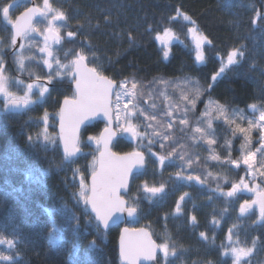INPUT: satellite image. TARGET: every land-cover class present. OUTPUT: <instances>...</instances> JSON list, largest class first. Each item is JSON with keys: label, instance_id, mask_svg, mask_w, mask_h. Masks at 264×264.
<instances>
[{"label": "trees", "instance_id": "1", "mask_svg": "<svg viewBox=\"0 0 264 264\" xmlns=\"http://www.w3.org/2000/svg\"><path fill=\"white\" fill-rule=\"evenodd\" d=\"M13 1L0 0V6ZM50 4L66 17L62 25L64 42L54 49L55 58L67 64L83 54L87 64L95 67L99 74L131 89L135 83L133 101L143 113L138 116L142 128H146L147 123L151 127L154 124L146 119V112L154 117L146 110V101L157 102L156 107L166 113L167 100H194L201 94L204 101L197 105V113L206 100L225 107L229 113L251 110L252 104L257 105L255 112L264 110V0H50ZM24 5L15 7L13 16L20 14ZM178 13L189 16L195 24ZM193 27L198 32L189 31ZM168 30L172 38L167 40L166 46L161 45L156 37L165 38ZM68 32L76 35L69 37ZM193 35L205 36L211 41L201 46L204 55L201 63L197 61ZM38 40L34 43V52L32 49L25 52L23 74L30 78H48L51 74L55 90L43 98L36 96L28 109L20 113L6 112L0 102V234L19 241L16 264H121L118 257L120 228L104 232L78 200L80 174L88 185L93 157L97 158L99 152L88 137H99L104 125L96 123L83 131L77 159L68 160L64 156L56 132L58 114L62 101L74 97V91L67 73L54 67L49 70L43 63L44 57L38 50L42 48L41 40ZM0 41L3 55V49L11 45L10 32L2 18ZM234 48L244 51V57L239 63L227 66L225 72L212 81V76L219 72L222 62L226 64ZM176 85L179 88L176 89ZM45 113L49 117L50 140L54 143L37 137L45 127L42 120ZM158 117L161 119L153 120L159 129H150L168 134L169 139L162 141L163 148L158 139L157 146L143 149L124 137H119L113 145V150L119 154L141 150L147 155L146 169L133 177L126 197L129 206H135L139 214L137 221L129 224L147 226L159 244L167 241L170 247H175L177 255L169 258L170 264H231V257L223 256L221 248L222 244L229 246V229H232L233 244L238 241V246L252 247V242L256 241L252 255L244 264H264V222H257L258 207L254 206L245 216L239 213L240 204L255 199V193L245 190L235 197L221 194L241 180L240 171L222 162L225 158L240 160L241 157L231 128L215 122L209 129L203 117L195 118L191 112L174 113L172 118L177 122L188 120L187 125L178 124L179 128L173 120ZM170 121L174 131L168 128ZM197 126L204 128L216 144L209 146L201 138L202 144L197 143L198 136L192 133ZM216 128L225 131L222 139L216 137ZM149 147L157 156L175 149L173 156L183 154V162L198 160L194 165L208 166L210 188L181 183L176 173L182 170L172 164L173 159L166 160L161 167L148 151ZM210 148L220 156L217 163L208 160ZM194 165L187 168L198 175ZM220 167L224 173L219 172L221 176L215 178L214 174L218 173L215 169ZM76 169L80 174L74 179ZM215 179H226L227 184L217 190ZM145 183L149 186L164 184L165 190L149 198L150 194L143 191ZM184 193L188 195L180 202L181 212L177 213L176 204ZM45 208L63 210L57 214V220L52 221L44 212ZM192 216L196 217L195 224ZM214 220L217 223L213 224ZM53 225L71 238L60 248H55L51 242ZM201 232L206 233L207 240L200 237ZM75 235L78 242L73 239ZM92 242L97 247H91ZM4 250L0 246V251Z\"/></svg>", "mask_w": 264, "mask_h": 264}, {"label": "snow or ice", "instance_id": "2", "mask_svg": "<svg viewBox=\"0 0 264 264\" xmlns=\"http://www.w3.org/2000/svg\"><path fill=\"white\" fill-rule=\"evenodd\" d=\"M13 5L11 3H5L3 6H0V18L10 26L11 28V38L10 45L15 48L17 38L26 39L27 36L33 32L39 33V28L33 24V19L36 16H40L43 19L48 21L47 27L45 28L44 35V47L40 49L41 52L46 53L49 57L53 55L50 50L49 41H53L56 44L61 42V35L59 27L54 25L55 21H64L66 19L65 14L62 11L54 9L50 4L49 0H43L42 7H30L27 8L21 15L13 17L11 13ZM51 14V15H50ZM183 16V19L190 21L195 24L194 21H191V18L183 13H178ZM175 19V17H173ZM189 31L196 33L198 29L195 27L191 28ZM69 37H74L76 33L68 32ZM170 30L165 31V37H171ZM157 40H160L161 43L167 44L168 41L160 37H156ZM204 43H211L207 40L205 36H199L196 39V48H197V60L203 61L204 55L201 51V46ZM23 48V45H21ZM165 58L168 57V52H164ZM244 57V51L239 48H234L227 56L226 64L222 62L219 72L212 76V81H216L222 73L225 72L227 66L235 65L239 63V60ZM86 56L80 54L75 60L72 61L74 77H75V86H76V95L72 99H65V107L61 110L60 113V127L61 132L65 133L66 124L68 126L69 132L66 135H62L60 139L64 144V154L66 157L75 156L80 152L78 146V132L82 124L87 121L95 120L97 117H102L107 123L105 124L103 133L99 137L89 136L88 139L91 142H94L99 151V158L93 157L92 172H91V186L89 187L85 183V177L80 174V170L76 169L73 178L80 174L79 179V193L78 200L82 201L83 204L87 207H91V211L95 213V219L99 224L103 225L104 229L109 227V222L113 223L116 220H119V216L116 214L127 213L128 217H134L137 213V208L135 206H128L127 201L121 195V190L125 192L128 191L129 187V177L132 175L134 168H143L145 165V156L143 152L136 151L128 154L127 156H118L116 153L111 152L110 145L113 139L117 134H126L130 136L133 140L137 138H142L147 133H141L138 128L139 125L134 123L130 117L133 113L130 111L128 113L121 112L120 109V100L122 95H130L134 98L133 92H120L117 91L116 95V104L113 106L111 96L113 94V81L107 79L106 77L99 74L98 70L95 67L88 68L83 64ZM19 68L23 70L25 68L24 60L25 57L21 54L17 56ZM43 63L49 68H52V64L49 60L45 59ZM60 62L57 60V64ZM67 67V66H65ZM7 76L5 75V68L3 57L0 55V96L4 97V107L7 110L11 108H20L27 107L30 103H33L31 100V94L34 88L39 89V96L41 98L45 97L46 93H49V88L45 87L43 84L39 83L40 77L37 76L35 83H28L24 90L23 96H17L11 93L7 87ZM52 75L48 76V83H52ZM18 83H23V81H18ZM137 85L132 84V88L135 89ZM120 88H124V85L121 84ZM187 99V97H184ZM131 103V101H129ZM195 104V101H193ZM128 103H125L123 107L128 108ZM253 112L257 110V105H250ZM115 113V116H114ZM143 115V113H141ZM171 115V113H168ZM223 117L225 124H236V121L230 118L223 106L219 107V116L217 118ZM48 114L42 117L45 127L41 133H37V137H43L45 142L54 143L53 140H50L48 133ZM146 119H155V117H146ZM244 119V117H241ZM123 121V122H122ZM115 122L116 130L113 129L112 125ZM180 123L183 125L188 124L187 119H181ZM147 127H151L149 124ZM172 125L169 124L168 128H171ZM207 127L212 128V123L209 122ZM256 130L259 131V141L260 145L255 151H247L244 149L252 143L251 133ZM195 134H199V137L204 140V142L212 146L216 144V140L205 133V130L199 126L193 129ZM239 133L243 136L244 143L240 145L242 151V158L240 160H226L225 163H231L234 167L239 168L241 163L247 166L249 174L255 178L256 171L254 167L257 163L256 157L257 153H260L264 157V110L260 111L258 118L248 119L247 127L240 126L239 124L233 129V134ZM152 136L160 137L162 140H168V135H162L159 131L153 130ZM195 139V137H194ZM29 142L32 141V137H28ZM156 141L152 138L148 139V144L151 145ZM162 148L164 145L161 143ZM229 147L231 145L229 144ZM148 151L152 156H155L161 167L164 166L165 161L169 160L173 155H175V149L169 152L167 155H159L151 151V147L148 148ZM210 159L214 161H219L220 156L215 154L214 151L210 148ZM180 160H185L183 154L179 156ZM187 167H191L192 161L189 159L185 161ZM183 167V166H182ZM260 176L264 177V163L260 165ZM211 175V173H209ZM177 179L184 180L188 183L195 182L197 184H203L204 181L201 180L200 176L193 174H184L182 171L176 173ZM227 182V180H225ZM219 188V185H218ZM259 186L255 188H250L249 185L241 179L239 183H233L231 190L221 192L222 195L226 197H235L237 193L241 191L254 192L256 198L248 201L245 200L244 203L239 206V213L241 216H245L250 213L254 206L258 207L259 217L258 223L264 222V191H258ZM165 190L164 184L159 186H149L147 183L143 185V191L147 194H150V197H156L158 194L163 193ZM188 193H184L180 196L179 201L176 204V212H181L180 202L184 201ZM116 217V220H113V217ZM192 223H196V217H191ZM217 223L215 220L213 224ZM55 231V229H53ZM129 233H139L140 235L136 238L129 236ZM200 237L207 240L208 236L205 232L200 233ZM53 242H55V237H52ZM229 241V246L221 245V248L224 249L222 252L223 256L231 257V264H244V261L252 255L253 249L255 248L256 241L252 242V247L238 246V241L236 244H233L232 240V229H229V234L227 237ZM18 243L19 241L15 238H9L4 234H0V246L4 247V251H0V264H16V261L19 259L18 252ZM157 251L161 252L162 258L158 264H170V257H175L177 255L175 247H170L169 243L166 241L162 244H156L153 242L148 234L144 232L143 229H124V234L120 238V258L123 261V264H139L141 259L146 261H157Z\"/></svg>", "mask_w": 264, "mask_h": 264}, {"label": "rangeland", "instance_id": "3", "mask_svg": "<svg viewBox=\"0 0 264 264\" xmlns=\"http://www.w3.org/2000/svg\"><path fill=\"white\" fill-rule=\"evenodd\" d=\"M42 6H43V4H42ZM59 29L61 30L62 27H59ZM34 35H38L39 36L38 33H35ZM162 38H164V37H162ZM171 38H172V36L170 38L169 37H167V38L165 37L164 39L165 40H168V39H171ZM197 38H198V36H195V35L192 36V39H193V42H194L195 45H196V39ZM32 40H33L32 38H29L28 39V42L26 40L25 44L23 45V48L20 51V55L22 54L24 56L25 52L30 48V46H34V44L32 43ZM1 45H2V42L0 41V46ZM161 45L166 46L163 43ZM0 49H1V47H0ZM199 51H201V49ZM49 59H50V63L52 64V68L53 67L56 68L57 71L67 73V69L71 68L70 67V64L71 63H67V64H65V63L64 64L59 63V64H57V59L55 58L54 52H53V55L51 57H49ZM197 61H198V63H201L202 62L200 60H197ZM65 66H67V67H65ZM175 87H176V89L179 88L178 85H176ZM118 91H120L122 93L125 92V91L133 92L134 93L133 89L127 87L126 85H124V88L123 89L122 88H119ZM1 97H3V96H1ZM1 99H4V97L1 98ZM133 99H134L133 96H130V95H122L121 96V100H120V109H121V112L128 113V112L131 111L133 114L130 117H128V118L131 119L134 123H137L139 125L138 130L142 134L143 133H147L148 135H144V136H142V138H137L135 140H133L131 138V140H133L136 145H139V148L140 149H143L144 147H147V146H157V139L160 141V144L159 145H161V143H162L163 140H160V137H155V136H152L151 135L153 131L150 128L159 129V127L155 124L156 121L153 120V119H148L150 122L154 123L153 126L152 127H147L149 123H147V124L145 123L146 124V128H144V127L142 128L140 126L139 122H138V119H139L138 116L141 115V113H140V110H139L137 104H135V102L133 101ZM165 99L166 100L169 99L168 96H165ZM194 100H196L195 101V104H193V101ZM194 100L193 99L192 100H189L188 99L189 102L188 101L181 100V99L179 101H176V100H172V101L171 100H167L166 113H162L161 110L156 107V103L157 102L150 103L149 101H146V103H147L146 104L147 105L146 110L148 109L152 113V115L155 117V119H161L159 117L157 118V116H162L163 120H168V119H171V121L173 120L174 123H176V125H177L178 128H179L180 123L177 122L176 120H174L172 117L174 116V113H179L180 111H184L185 113L186 112L187 113L191 112L192 115L195 118H198L200 116L203 117L205 119V121H206V124H207V122L208 123L209 122H211V123H215V122L222 123L223 125L229 126L232 131L236 127L237 124H239L240 126H243V127H247V120L248 119L258 118V116L260 114L258 112H253L252 109L251 110L248 109L247 111L246 110H241V111H234L233 113H229L228 110L225 107H223L225 109L226 114L230 118H232L233 120L236 121V124L229 125V124H225L224 123L223 117L217 118L219 116V107H220V105L216 104L215 102L206 100L204 102V104L202 105L201 110L198 111V113H199L198 114L196 112L197 105L199 103L203 102L204 99H203V96L201 94H199V95H197V97ZM129 101H131V103H129ZM125 103H128V105H129L127 109H125L123 107V105ZM115 104H116V97H115V103H114V105ZM168 113H171V115H168ZM146 114L148 116H150V114L148 112H146ZM148 116H146V117H148ZM150 117H152V116H150ZM241 117H244V119H241ZM171 121L168 122V124H170ZM170 130H173L174 131L173 126L170 128ZM192 133H194V132H192ZM208 134L209 133H207V135ZM118 135L120 137H124L125 134H119L118 133ZM166 135H168V134H166ZM197 136H198L197 143L202 144L201 143V140H203V139H201V140L199 139L200 138L199 137V134H197ZM251 136H252V143H251V145L247 146L246 149H244L245 152H247V151H255L259 147V145H260V141H259V131L254 130L251 133ZM190 137H194L193 134H190ZM149 138H152L156 142L153 143V144H151V145H149L148 144V139ZM233 139H234L233 141L235 143H237L238 150L240 151L241 158H242V151H241L240 145L242 143H244L243 136L241 134H239V133H236L233 136ZM231 143H233V142L230 141V144ZM210 155H211V152H210ZM210 155L208 156L209 157L208 160L217 163L218 161H214V160H211L210 159ZM171 159H173L171 161L172 164H175L178 167L179 170H182V172L184 174H193V175H195L194 170L191 169V168H187V166L184 165L185 162H183L182 160H180L178 156L171 157L169 159V161ZM191 161H192V164L191 165H194L198 160H196L195 162H193V160H191ZM256 161H257V163H256V165L254 167V171H256L255 178H253V176L249 174V170L247 169V166L244 165L243 163H241V165H240L239 168L234 167L231 163H229L228 165H229V167H231L232 169H234V171H240V174H241L240 175V178L243 179L249 185L250 188H253L254 186H257L258 185L259 186L258 191H264V177L260 176V174H259V172H260V165H261V163H264V157H262L260 155V153H257ZM194 169H196V171L199 172L198 176H200L201 180L204 181L203 185H207V187L210 188L209 187V184L207 182L210 179L209 167L208 166H204L201 163V164H198V165H194ZM217 171H218V173L219 172H223L224 173V170L221 167H220V169L219 168H216L215 169V172H217ZM218 173L217 174H214V177L215 178L221 176V173H219V174ZM225 180L226 179H222V180L221 179H215V180H213L216 185H219V188L217 187V190L222 189V188L225 187V185L227 184V182H225ZM181 183H184V184L188 185V187H191V185L194 184L195 182L188 183V182H186L184 180H181ZM195 184H197V183H195ZM239 193H243V191H241ZM54 232L57 233V231H54Z\"/></svg>", "mask_w": 264, "mask_h": 264}, {"label": "flooded vegetation", "instance_id": "4", "mask_svg": "<svg viewBox=\"0 0 264 264\" xmlns=\"http://www.w3.org/2000/svg\"><path fill=\"white\" fill-rule=\"evenodd\" d=\"M35 1V4L37 5V7H41L42 4H43V0H34ZM50 2V0H49ZM25 3L24 5V10L18 14L17 16L21 15L24 11H26L27 8H30L31 7V4H32V0H15L13 1L11 4L13 5L12 9H11V13H12V10L15 8V7H19V6H22L23 4ZM13 15V14H12ZM51 15V14H50ZM17 16H13L14 18L17 17ZM4 22V21H3ZM4 24L6 25V27L9 29V32H10V38H11V28L9 25H7L5 22ZM47 24H48V21L43 19V18H40V19H37L35 22H34V25H36L40 32L38 33V35H34L36 32H33L31 34H29L27 36L26 39H23L21 45H24L26 40L28 42V39L29 38H34V40H32V43L34 44L35 42H37L38 39L41 40V45L40 47H44V35H46L47 33H45V28L47 27ZM54 25L56 27H62L63 28V21H55L54 22ZM60 35H61V42L59 44H56V43H50L49 42V46H50V50L54 52V49L60 45L63 44L64 42V31L63 29L60 30ZM43 40V41H42ZM38 42L40 43V41L38 40ZM21 45L19 47H16L13 48V47H10V48H4L3 51H4V54L2 55L3 57V62H4V68H5V75L7 76V87H8V90L13 93L14 95H17V96H23L24 95V90H25V87L28 83H35L36 82V78H30V77H27L23 74V70H21L19 68V64H18V60H17V56L20 55V51H21ZM32 49V52H34L35 50V46H30V48L28 50ZM27 50V51H28ZM39 52L40 51V48H38ZM52 52V53H53ZM41 54L43 55L44 57V60L47 59L49 60L50 62V59H49V56L44 53V52H41ZM0 55H1V52H0ZM25 55V54H24ZM24 64H25V60H24ZM47 67V66H46ZM70 67L69 69H67V75L69 77V82L71 83L72 85V88H73V83H74V77H73V65H72V62L70 64ZM48 68V67H47ZM49 69V68H48ZM50 70V69H49ZM19 74V75H18ZM18 81H23V83H18ZM39 83L40 84H43L45 87H48L49 88V93H52L54 89V85L53 83L49 84L48 83V78H42L39 80ZM57 90V89H56ZM21 93V94H20ZM39 89L38 88H34L33 89V92L31 94V99L33 100L36 96H39ZM49 93H46L45 96H47ZM20 94V95H19ZM75 94V93H74ZM3 97L0 96V102L2 103V108L6 111V112H11V113H20V112H23L25 109H28L29 105L27 107H20V108H11L9 107L7 110L5 109L4 107V99H1Z\"/></svg>", "mask_w": 264, "mask_h": 264}, {"label": "water", "instance_id": "5", "mask_svg": "<svg viewBox=\"0 0 264 264\" xmlns=\"http://www.w3.org/2000/svg\"><path fill=\"white\" fill-rule=\"evenodd\" d=\"M31 7H37V5L35 4V1H34V0H32ZM40 18H42V17H40V16H36V17H34V19H33V24H34V22H35L37 19H40ZM22 41H23L22 38H17V41H16V47H19V46L21 45ZM49 42H50V43H54L53 41H49ZM83 64H84L85 66H87L88 68H92V67H90V66L87 64L86 61H84ZM73 74H74V70H73ZM104 77H105V76H104ZM74 78H75V77H74ZM106 78H107V77H106ZM107 79H109V78H107ZM109 80L113 81L112 79H109ZM73 89H74V92H75V95H76L75 81H74V83H73ZM117 90H118V83L115 82V81H113V94H112V96H111V100H112V103H113V104H114L115 93L117 92ZM64 107H65V105H64V101H63V103H62V105H61V108H60V113H61V110H62ZM98 122L103 123V124H106V123H107L102 117H97L95 120L87 121V122H85L84 124H82V125L80 126V128H79V132H78V134H77V135H78V141H77L78 146L80 145L81 135H82V132L84 131V129L87 128V127H90V126H92L93 124L98 123ZM112 127H113L114 130H116V124H115V122L113 123ZM68 132H69V129H68L67 124H66V128H65V133H62V132H61L60 120H59V124H58V136H59V142H60V144H61V146H62V151H63V153H64V144H63V141L60 139V137H61L62 135H66V134H68ZM102 133H103V131H102ZM102 133H101V134H102ZM127 137L130 138V136H128V135H127ZM117 138H118V134H117V136L113 139L111 145L109 146L111 152H113V153H116V152L113 151V144H114V142L116 141ZM130 153H133V152H129V153H125V154H119V153H116V154H117L118 156H127V155L130 154ZM64 155H65V154H64ZM79 156H80V153H77L75 156H71V157H67V158H69V159L72 160V159H77ZM144 156H145V154H144ZM97 158H99V153H98V155H97ZM145 168H146V156H145V165H144V167H143V168H134V169H133L132 175L129 177V187H128V191L125 192L124 190H121V195L123 196V198H124L125 200H126L125 196H127V195L129 194L130 187H131V182H132L133 177H134L136 174L142 173V172L145 170ZM90 186H91V177H90V179H89V187H90ZM126 201H127V200H126ZM127 205H128V202H127ZM88 208H89L91 214H92V215L94 216V218H95V213H93V212L91 211V207L88 206ZM116 215L120 217L119 220H116V217L114 216V217H113V220H116L115 223H113L112 221H110V222H109V227H108L107 229H104L103 225H101V224H100V227H101L103 230H105V231H109L110 229H113V228H119L121 225L128 224L129 222H134V221H136V220L138 219V212L136 213V215H135L134 217H128L127 213H123V214H119V213H118V214H116ZM124 229H125V228H123V229L121 230V232H120V237H119V242H118L119 252H120V238H121V235L124 234ZM140 229H143L144 232H146V233L148 234V237H150V239H151L153 242H155L156 244H158V243L154 240L153 236L151 235V233H150V231H149L148 229H146V228H140ZM128 235H129V236H132L133 238H136V237L139 236L140 234H139V233H129ZM159 254H160V252L157 251V259H158ZM121 263L123 264V261H122V260H121ZM139 264H157V261H146V260L141 259V260L139 261Z\"/></svg>", "mask_w": 264, "mask_h": 264}, {"label": "bare ground", "instance_id": "6", "mask_svg": "<svg viewBox=\"0 0 264 264\" xmlns=\"http://www.w3.org/2000/svg\"><path fill=\"white\" fill-rule=\"evenodd\" d=\"M222 131H223V134H222ZM215 135H216V137L222 139V137H224V135H225V131L222 130L221 128L220 129L216 128L215 129ZM238 157H240V156L238 155ZM240 159H241V157H240ZM226 160H229V158L222 159V162L225 163L224 161H226ZM226 164H229V163H226ZM62 210L63 209H61V208H53V209L45 208L44 212L50 216L52 221H56L57 220V214L61 213ZM119 228H120V230H122L123 228H128V229L147 228L148 229L147 226L133 227L130 224L121 225ZM53 229H55V231H57V233L59 235L56 232H54ZM53 236L55 237V242H53V246L55 248H60L61 246L66 245L67 244L66 241H69L71 239L68 235L66 236V233L60 227H57L55 225L52 226L51 232H50V237L52 238ZM73 239L75 242H78L77 241V239H78L77 235H75ZM91 247H97V244L95 242H92ZM118 257H119V261L121 262L119 248H118ZM92 264H94V263H92Z\"/></svg>", "mask_w": 264, "mask_h": 264}]
</instances>
